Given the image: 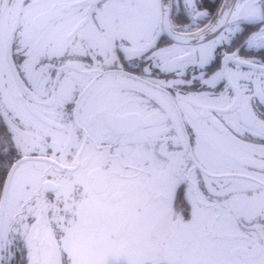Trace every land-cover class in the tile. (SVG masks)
<instances>
[{
    "label": "snow or ice",
    "instance_id": "6c2138e0",
    "mask_svg": "<svg viewBox=\"0 0 264 264\" xmlns=\"http://www.w3.org/2000/svg\"><path fill=\"white\" fill-rule=\"evenodd\" d=\"M0 264H264V0H0Z\"/></svg>",
    "mask_w": 264,
    "mask_h": 264
},
{
    "label": "flooded vegetation",
    "instance_id": "af4514ba",
    "mask_svg": "<svg viewBox=\"0 0 264 264\" xmlns=\"http://www.w3.org/2000/svg\"><path fill=\"white\" fill-rule=\"evenodd\" d=\"M9 3H11V0H9Z\"/></svg>",
    "mask_w": 264,
    "mask_h": 264
}]
</instances>
